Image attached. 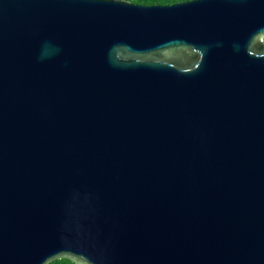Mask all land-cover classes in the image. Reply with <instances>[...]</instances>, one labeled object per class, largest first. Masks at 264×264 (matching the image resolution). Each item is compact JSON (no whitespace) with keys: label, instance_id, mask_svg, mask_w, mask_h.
<instances>
[{"label":"water","instance_id":"95a60500","mask_svg":"<svg viewBox=\"0 0 264 264\" xmlns=\"http://www.w3.org/2000/svg\"><path fill=\"white\" fill-rule=\"evenodd\" d=\"M264 264V0H0V264Z\"/></svg>","mask_w":264,"mask_h":264},{"label":"trees","instance_id":"16d2710c","mask_svg":"<svg viewBox=\"0 0 264 264\" xmlns=\"http://www.w3.org/2000/svg\"><path fill=\"white\" fill-rule=\"evenodd\" d=\"M128 1H131L136 4H142V5H157V4L167 5V4H173V3L187 1V0H128ZM49 264H75V263L67 259H59V260L52 261Z\"/></svg>","mask_w":264,"mask_h":264}]
</instances>
